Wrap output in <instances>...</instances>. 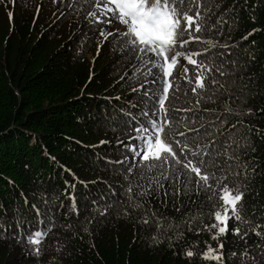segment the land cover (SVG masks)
<instances>
[{
	"label": "trees",
	"instance_id": "obj_1",
	"mask_svg": "<svg viewBox=\"0 0 264 264\" xmlns=\"http://www.w3.org/2000/svg\"><path fill=\"white\" fill-rule=\"evenodd\" d=\"M215 3L222 5L219 12L235 5L239 20L230 32L231 39L226 28L219 42L240 44L233 59L242 65L248 54H256L255 62L238 74L255 79L249 84L252 91L239 98L217 94L215 102L202 101L197 116L188 114L185 123L200 129L193 147L198 144L201 149L232 125H237L233 140H240L251 128L246 141L250 147L241 154L239 167L233 164L230 171L250 174L244 203L254 226L264 215V31L240 42L253 29H264V0ZM88 10L82 0L0 3V264H210L200 255L209 245L223 251L224 264H240L231 253L253 247L258 237L250 233L245 244L229 232L213 240L204 230L205 224L214 222L212 217L205 216L190 230L184 222L192 208L197 214L213 210L208 194L193 196L197 203L188 204L183 213L164 207L162 193L159 199L155 194L137 197L135 203L143 205L139 208L128 200L126 188L130 181L138 182L139 171L125 180L127 165L107 161L130 157L118 145L127 144L129 136L135 135L127 126L126 113L135 116L144 107V99L132 91L143 79H132L134 67L139 66L134 56L122 55L118 47L100 37L99 29L113 31L122 25L114 21L91 29L85 18ZM9 12L13 13L11 20ZM202 47L193 42L183 51ZM188 68L191 74L193 68ZM232 79L228 78V84ZM196 99L190 86L182 83L171 103L178 120L185 115L182 110L195 106ZM133 103L136 108L131 107ZM248 109L251 115H245ZM185 123L178 130L186 131ZM73 197L79 214L73 210ZM153 211L167 218L163 228L158 227ZM169 223L174 226L168 227ZM233 227L229 221V228ZM44 228L50 231L37 257L31 254L33 246L26 237ZM221 243L223 250L218 247ZM186 250L197 255L189 258Z\"/></svg>",
	"mask_w": 264,
	"mask_h": 264
},
{
	"label": "snow or ice",
	"instance_id": "obj_2",
	"mask_svg": "<svg viewBox=\"0 0 264 264\" xmlns=\"http://www.w3.org/2000/svg\"><path fill=\"white\" fill-rule=\"evenodd\" d=\"M3 2L4 0H0V3ZM56 2L57 0H53V3ZM80 2L81 0H73V3ZM82 5L90 9L85 18L91 29L118 21L123 26L122 30L105 31L101 28L100 37L104 42L118 47L122 55L134 56L139 62V66L133 69L132 79L137 82L143 79V83L132 91L142 97L145 104L138 115L126 113L129 116L127 126L133 128L135 135L129 136L127 144L121 142L118 145L124 152L130 153V157L125 155L121 160L107 161L122 167L127 165L128 175L124 177L125 180L139 171V176L136 177L138 182L133 184L130 181L126 188L127 198L132 206H143L135 203L137 197H151L155 194L159 199L162 193L161 203L164 207L171 206L177 213H183L188 204L197 203L192 199L193 196L208 194L207 201L212 203L213 210L197 214L194 208L190 209L189 214L184 216L189 230L194 223L202 222L205 216H209L214 222L211 225L205 224L204 230L212 235L213 240L231 232L246 244L250 233L254 234L259 239L258 243L253 247H245L240 252H233L231 256L234 260L238 259L240 264H264V215L253 226L244 203L250 191L245 181L250 174L244 170L230 171L233 164L239 167L241 154L250 147L246 141L252 133L251 128L240 140H233L232 132L237 125H232L227 133H220L209 146L201 149L198 144L193 147V143L199 138L200 129L187 127L185 123L189 118L188 114L192 118L197 116L202 101L215 102L213 97L217 94L239 98L252 91L249 84L255 77L245 78L238 74L255 62L256 54H248L246 63L242 65L238 58L233 59L238 56V52L234 50L240 44L219 42V38L225 35L226 28L229 32L228 39H231L230 32L239 20L235 5L223 12H219L222 5L216 4L215 0H82ZM8 16L11 20L13 13L9 12ZM252 19L255 22L254 16ZM258 31L264 29H253L241 38L240 43L248 41ZM193 42L204 47L199 51H183ZM252 43L255 44V41ZM102 46H98V54ZM216 49L220 51H214ZM181 58L186 61L182 66ZM188 65L193 68L191 74ZM229 77L233 78L231 84L227 82ZM182 83L190 86L192 95L197 99L194 107L182 110L185 115L178 120L175 115L177 110L171 108V103L177 99ZM131 107L136 108L137 105L133 103ZM204 111L208 112L206 109ZM226 111L233 112L234 109L226 108ZM251 114L252 110L248 109L245 115ZM217 120L224 123L220 117ZM181 123H185L186 131L178 130ZM189 132H196L197 135L189 136ZM255 171L253 169V174ZM73 210L79 214L74 197ZM255 215L253 212V216ZM152 216L159 228L165 226L166 217L156 216L154 211ZM229 221L235 227L230 229ZM143 222L147 224L149 220ZM167 226L174 225L169 223ZM49 231L50 229L44 228L26 237V242L33 246L31 254L37 257L41 255V245ZM199 231L197 228L198 233ZM218 247L223 250L224 244L221 243ZM184 254L189 258L197 255L192 250H186ZM200 255L210 264H224L223 251H217L210 245Z\"/></svg>",
	"mask_w": 264,
	"mask_h": 264
},
{
	"label": "rangeland",
	"instance_id": "obj_3",
	"mask_svg": "<svg viewBox=\"0 0 264 264\" xmlns=\"http://www.w3.org/2000/svg\"><path fill=\"white\" fill-rule=\"evenodd\" d=\"M119 29H121V30H122V29H123V27H122V26H119Z\"/></svg>",
	"mask_w": 264,
	"mask_h": 264
}]
</instances>
